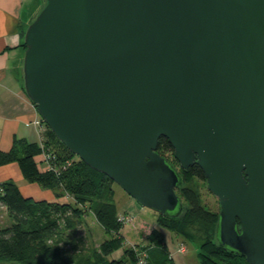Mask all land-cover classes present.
Listing matches in <instances>:
<instances>
[{
  "label": "water",
  "instance_id": "water-1",
  "mask_svg": "<svg viewBox=\"0 0 264 264\" xmlns=\"http://www.w3.org/2000/svg\"><path fill=\"white\" fill-rule=\"evenodd\" d=\"M24 44L26 93L73 153L173 216L167 138L218 197V242L264 264V0H45Z\"/></svg>",
  "mask_w": 264,
  "mask_h": 264
},
{
  "label": "trees",
  "instance_id": "trees-1",
  "mask_svg": "<svg viewBox=\"0 0 264 264\" xmlns=\"http://www.w3.org/2000/svg\"><path fill=\"white\" fill-rule=\"evenodd\" d=\"M22 45L25 50L24 42ZM157 152L179 172L180 181L175 191L182 205L183 196L190 193L191 199L196 200V210L184 212L182 207L177 215L158 214V222L151 227L144 241L127 244L122 232L126 214L118 211L112 178L73 153L46 123L38 142L15 138L10 149H0V166L16 162L25 179L52 189L57 198L69 196L73 201L35 199L24 195L12 179L1 181L0 205L13 217V222L9 225L0 222V264H176L163 230L172 224L179 234H184L187 233L184 223L197 224L201 234L205 233L198 250V264H250L245 256L218 242L220 208L212 215L209 212L208 216V210L205 214L197 201V193L186 186L191 177L206 181L202 168L197 163L182 168L174 156L173 146L165 137L160 138ZM87 213L95 216L109 233L108 237L98 246L85 244L82 248L71 241L70 251L65 250L64 244L70 240L71 232L82 225ZM119 249L123 250L122 255L112 257Z\"/></svg>",
  "mask_w": 264,
  "mask_h": 264
},
{
  "label": "crops",
  "instance_id": "crops-1",
  "mask_svg": "<svg viewBox=\"0 0 264 264\" xmlns=\"http://www.w3.org/2000/svg\"><path fill=\"white\" fill-rule=\"evenodd\" d=\"M45 0H0V149L8 150L15 138L38 142L41 128L35 123L40 118L35 104L24 87V36L31 21ZM23 175L16 162L0 166V182ZM33 189L28 191L29 186ZM25 185L26 196L38 188ZM28 192V193H25ZM54 198L53 193L44 191ZM2 206V205H1ZM4 207V206H3Z\"/></svg>",
  "mask_w": 264,
  "mask_h": 264
},
{
  "label": "rangeland",
  "instance_id": "rangeland-1",
  "mask_svg": "<svg viewBox=\"0 0 264 264\" xmlns=\"http://www.w3.org/2000/svg\"><path fill=\"white\" fill-rule=\"evenodd\" d=\"M40 167L43 168L44 164H40ZM12 180L22 188H24L25 185H37L39 189L31 193L32 197H34L35 199L46 198L49 200L57 199L58 201H68V199H71L73 201L72 198H68L69 196L57 198L56 196H54L55 194L52 189L42 187L36 182H30L23 176L21 178H12ZM186 186L197 193V201L203 206L205 214L206 210H208V216H210L209 212H211L212 215V213H215V211L220 208L218 197L215 196L207 188L205 180L191 177L186 182ZM113 187L115 189V202L118 207V211L121 214H126L124 216L126 217V224L124 225V228L122 230L126 238V243H141L145 240L146 235L151 227L154 226L156 222H158L159 215L156 211L144 207L134 197L130 196L118 183L115 182L113 184ZM32 189L33 187L30 185L27 190L31 191ZM45 190L52 192L54 198H49L48 196H46L47 193L44 192ZM191 198L192 196L190 193L183 196L184 212L187 210H190L191 212L196 210H194L196 200ZM181 216L182 213L178 217ZM0 222L2 223V225H9L13 222V217L7 212L6 208L1 205ZM184 225L187 229V233L184 234H179L177 229L173 228L172 224L164 227L165 229L163 231L165 234L167 246L176 264H198V250L200 248L202 239L205 237V233L201 234V232L198 230L199 226L197 224L184 223ZM108 235L109 233L105 232L104 228L96 220L95 216L92 213H87L84 216L82 225L78 229H75L71 232L70 240H67V244H64L65 247H63L65 250H69L70 247H68V245L71 241H75V246L77 245V247L80 248H82L83 245L85 246V244H87L88 246H98V244L102 242L106 237H108ZM181 246H184V251H181ZM74 247H72L71 251ZM122 253L123 250L119 249L112 254V257H120Z\"/></svg>",
  "mask_w": 264,
  "mask_h": 264
},
{
  "label": "built area",
  "instance_id": "built-area-1",
  "mask_svg": "<svg viewBox=\"0 0 264 264\" xmlns=\"http://www.w3.org/2000/svg\"><path fill=\"white\" fill-rule=\"evenodd\" d=\"M35 123L42 129V127L44 126L45 122L43 121L42 118H38V119L35 120ZM180 249H181V251L185 250L184 246H181Z\"/></svg>",
  "mask_w": 264,
  "mask_h": 264
}]
</instances>
